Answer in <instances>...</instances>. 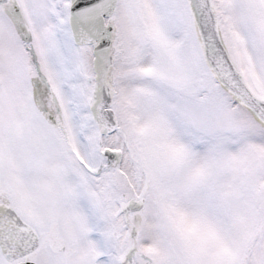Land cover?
<instances>
[{
	"label": "snow or ice",
	"instance_id": "snow-or-ice-1",
	"mask_svg": "<svg viewBox=\"0 0 264 264\" xmlns=\"http://www.w3.org/2000/svg\"><path fill=\"white\" fill-rule=\"evenodd\" d=\"M0 264H264V0H0Z\"/></svg>",
	"mask_w": 264,
	"mask_h": 264
}]
</instances>
